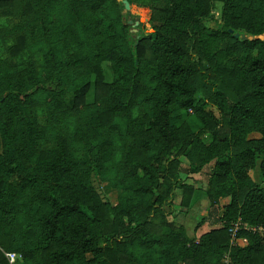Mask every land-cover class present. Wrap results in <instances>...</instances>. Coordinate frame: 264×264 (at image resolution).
I'll list each match as a JSON object with an SVG mask.
<instances>
[{"label":"trees","instance_id":"1","mask_svg":"<svg viewBox=\"0 0 264 264\" xmlns=\"http://www.w3.org/2000/svg\"><path fill=\"white\" fill-rule=\"evenodd\" d=\"M128 1L133 41L122 0H0V264H264V0ZM181 156L212 161L198 237Z\"/></svg>","mask_w":264,"mask_h":264},{"label":"rangeland","instance_id":"2","mask_svg":"<svg viewBox=\"0 0 264 264\" xmlns=\"http://www.w3.org/2000/svg\"><path fill=\"white\" fill-rule=\"evenodd\" d=\"M221 7L222 2L217 0L215 2L213 12L218 20L220 17ZM149 17L150 12L144 7L131 3H129V6H125V4L123 3L122 19L124 20V23H126V25L128 26L129 31L131 32L132 41L138 37L137 35L151 30L152 22L149 20ZM105 24H107V22H105ZM207 24L214 26L216 22L208 21ZM239 35L244 37L249 36L244 32ZM259 36L264 39V33L260 34ZM103 65L106 79L110 80L111 71L109 69V66L106 62L103 63ZM92 97L93 85L91 81V86L87 92L86 98L90 101ZM69 98L70 93H68V99ZM205 109L211 111L216 115L218 114L216 108H214L210 104H206ZM186 118L191 126L195 127L197 125V120L193 113L187 114ZM252 135L257 134L252 133ZM180 159L182 166L180 170V177L184 182L193 185L194 192L191 197L190 204L186 206L180 204L181 191L180 189H177L174 193V197L172 198L171 203L169 205L164 204V209L168 212L170 218H173L177 223L183 224L189 236L198 237L203 231L217 225H212L207 221L203 222L202 224L197 223L199 218L207 213L208 198L206 195V187L208 175L212 166V161H210L208 164L204 165L202 168L199 169L197 167V164L191 163L185 156H181ZM250 175L256 182L260 181V171L258 165L253 170H250ZM92 182L103 199L109 201L111 204L116 203V191L110 187L106 180L101 179L97 173H92ZM228 201L229 196L222 197L219 200L220 205H223ZM246 226L249 225L247 224Z\"/></svg>","mask_w":264,"mask_h":264},{"label":"built area","instance_id":"3","mask_svg":"<svg viewBox=\"0 0 264 264\" xmlns=\"http://www.w3.org/2000/svg\"><path fill=\"white\" fill-rule=\"evenodd\" d=\"M237 227H238V226H237V224H236V225H234V226H232V227L230 228V233H231V236H232V239H231V242H232V243L234 242V240H236L237 242H239V241H240V242L246 241V238H243V239H236V238H235V231H236V228H237ZM5 254H6L8 260H9L11 263H13V262L15 261V259L18 258V257L20 256V255H19L17 252H15V251H6ZM223 263H224V264H241V263H238V262H235V261L231 260V259H230V256H229L228 253H226V254L224 255Z\"/></svg>","mask_w":264,"mask_h":264},{"label":"water","instance_id":"4","mask_svg":"<svg viewBox=\"0 0 264 264\" xmlns=\"http://www.w3.org/2000/svg\"><path fill=\"white\" fill-rule=\"evenodd\" d=\"M123 3L125 4V6H129V1L128 0H123ZM229 30L232 31V28H229ZM234 35L235 36H239V33L238 32H235ZM242 37H244V36H242Z\"/></svg>","mask_w":264,"mask_h":264}]
</instances>
